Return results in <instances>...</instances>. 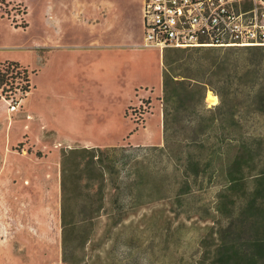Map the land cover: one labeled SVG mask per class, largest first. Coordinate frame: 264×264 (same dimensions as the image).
<instances>
[{
    "label": "rangeland",
    "instance_id": "374dc122",
    "mask_svg": "<svg viewBox=\"0 0 264 264\" xmlns=\"http://www.w3.org/2000/svg\"><path fill=\"white\" fill-rule=\"evenodd\" d=\"M110 1L118 11L128 0ZM42 2L0 0V62L26 67L31 83L26 101L7 102L15 108L16 138L0 144V264H64L62 153L84 147L104 158L105 211L92 223L79 264H208L201 242L217 228L222 166L237 146H227L215 161L218 172L210 183L180 196V172L153 151L164 147L162 59L167 58L163 74L177 79L207 52L147 47L134 4L131 34L112 40L122 45L113 53L99 55L100 49L87 46L104 37L103 19L97 17L101 24L93 36L83 22L46 17ZM210 50L220 58L228 52ZM88 67L94 80L85 77ZM206 103L211 108L219 99L208 91ZM260 107L264 110V104ZM28 119L38 126L23 122ZM257 126L264 130V121ZM101 138L118 143L84 145ZM73 186L68 179V191ZM79 202L82 197L67 203L69 217Z\"/></svg>",
    "mask_w": 264,
    "mask_h": 264
},
{
    "label": "trees",
    "instance_id": "16d2710c",
    "mask_svg": "<svg viewBox=\"0 0 264 264\" xmlns=\"http://www.w3.org/2000/svg\"><path fill=\"white\" fill-rule=\"evenodd\" d=\"M210 49L197 48L207 55L192 62L187 74L177 79L163 74L159 100L164 147L153 151L163 153L180 172V196L210 183L218 172L215 161L227 146H237L235 156L222 166L225 184L214 207L217 228H211L209 237L202 240V255L208 264H264V130H255L264 121L260 107L264 104V47L226 49L222 58ZM30 91L26 67L0 62V99L17 102ZM208 91L219 99L211 108L206 103ZM234 103L243 108L235 110ZM103 162L95 148L62 153L64 264H79L92 223L105 211ZM68 179L74 182L70 191ZM80 197L84 202L69 217L67 203Z\"/></svg>",
    "mask_w": 264,
    "mask_h": 264
},
{
    "label": "built area",
    "instance_id": "2783aa9c",
    "mask_svg": "<svg viewBox=\"0 0 264 264\" xmlns=\"http://www.w3.org/2000/svg\"><path fill=\"white\" fill-rule=\"evenodd\" d=\"M142 26L163 52L264 47V0H144Z\"/></svg>",
    "mask_w": 264,
    "mask_h": 264
},
{
    "label": "crops",
    "instance_id": "0c3cea01",
    "mask_svg": "<svg viewBox=\"0 0 264 264\" xmlns=\"http://www.w3.org/2000/svg\"><path fill=\"white\" fill-rule=\"evenodd\" d=\"M43 14L46 17L55 18H70L73 22H76L77 25L81 22V25L95 35L97 24H101L97 17L103 19V26L105 35L100 39H93L90 42V45L87 48L100 49L99 55H104L110 51L113 53L115 49H119L122 45L114 44L112 42L113 39L128 37L130 32V27L133 24L132 21V13L131 7L135 4L137 8V12L139 18L142 17V8L144 0H128L125 2V5L121 8L114 6L110 0H42ZM103 14V16H102ZM114 17V18H113ZM116 18V19H115ZM142 19V18H141ZM101 26V25H98ZM143 31V26H142ZM103 40V41H102ZM69 46H75L70 44ZM93 52V51H92ZM90 52V53H92ZM96 53V52H95ZM95 55V54H94ZM90 57V56H88ZM92 57V56H91ZM87 79L94 80V71L91 67L85 69ZM162 86H163V59H162ZM162 91V90H161ZM26 101V98L24 99ZM32 114V112H29ZM11 107L7 103L6 100L0 99V128H2V133L0 132V144H12L15 142L16 134L12 130L13 121H15V116L12 117ZM31 118V116H29ZM25 123H30L31 125L38 126L39 121H35L34 119L23 120ZM11 125V127H10ZM104 128V127H103ZM9 131V132H8ZM106 134V132H105ZM104 135V134H103ZM105 136V135H104ZM118 141L107 140L105 138H101L99 141H85L84 145H93V146H104L116 144ZM135 144V143H134Z\"/></svg>",
    "mask_w": 264,
    "mask_h": 264
},
{
    "label": "bare ground",
    "instance_id": "6f19581e",
    "mask_svg": "<svg viewBox=\"0 0 264 264\" xmlns=\"http://www.w3.org/2000/svg\"><path fill=\"white\" fill-rule=\"evenodd\" d=\"M212 98V97H211ZM216 100V99H215ZM212 101V100H211ZM216 104V103H215Z\"/></svg>",
    "mask_w": 264,
    "mask_h": 264
}]
</instances>
